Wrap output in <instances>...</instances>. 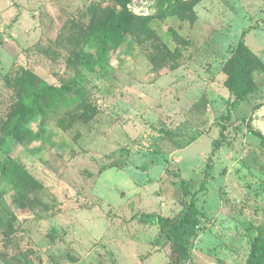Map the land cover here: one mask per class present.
I'll return each instance as SVG.
<instances>
[{"label":"rangeland","instance_id":"1","mask_svg":"<svg viewBox=\"0 0 264 264\" xmlns=\"http://www.w3.org/2000/svg\"><path fill=\"white\" fill-rule=\"evenodd\" d=\"M93 1L0 0V117L15 63L54 85L74 76L71 36ZM128 7L159 13L157 0ZM161 14L151 39L129 37L103 69L81 67L92 119L59 106L26 140L6 139L0 164L17 166L0 180V264H163L160 227L136 214L177 220L204 179L186 264H247L251 234L264 233V74L232 105L224 65L241 39L264 63V0H202L192 20ZM163 46L174 54L158 60Z\"/></svg>","mask_w":264,"mask_h":264},{"label":"trees","instance_id":"2","mask_svg":"<svg viewBox=\"0 0 264 264\" xmlns=\"http://www.w3.org/2000/svg\"><path fill=\"white\" fill-rule=\"evenodd\" d=\"M131 1L111 0V6L104 4V0H94L91 3L88 23L77 25V33L71 36L77 42V50L69 60L72 64L79 65L74 76L54 85L18 63L5 74V83L11 91V103L6 113L0 117V151L5 149L8 137L17 141L26 140L29 136L27 125L38 117H46L56 107L73 104L76 110H81L79 119L83 122L92 119L96 111L85 91L86 76L81 67L88 72L103 69L109 61L110 53L119 49L129 37L151 39L154 35L153 21L159 13L192 20L194 7L202 0H157L159 13L147 15L132 11L128 7ZM162 48L158 60L173 56L174 53L165 46ZM231 51L232 55L224 69L225 86L233 97L230 104L234 105L258 91L253 74H264V63L243 39ZM177 65L175 63L173 69ZM59 123L62 125L64 121ZM14 165V159L4 160L0 164V180L10 182L13 168L17 166ZM175 177V184L184 188V193H187L185 180L181 176ZM205 185L206 179L190 195L189 203L177 220L172 221L154 213L136 214L142 222L160 227L154 249L166 246L170 248L168 260L163 264H186L189 258L188 238L199 225L196 196L205 189ZM251 236L247 264H264V233L256 229Z\"/></svg>","mask_w":264,"mask_h":264}]
</instances>
